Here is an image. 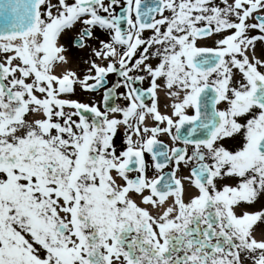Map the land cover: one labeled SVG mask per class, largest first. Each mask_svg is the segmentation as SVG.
I'll return each mask as SVG.
<instances>
[{"label":"flooded vegetation","instance_id":"af4514ba","mask_svg":"<svg viewBox=\"0 0 264 264\" xmlns=\"http://www.w3.org/2000/svg\"><path fill=\"white\" fill-rule=\"evenodd\" d=\"M140 2L147 1L99 0L96 9L88 7L101 16V49L92 52L91 61L100 59L103 86L88 90L96 81L93 68L80 69L81 78L91 81L67 95L58 94L45 78L50 93L42 103L44 116L36 131H23L18 141L34 146L21 164L35 171L42 192H66L76 184L84 197V192L98 189L105 201L103 212L76 201L74 213L78 222L79 215L86 216L79 217L85 219L78 230L81 248L87 247V255L97 251L99 264H114L113 253L126 264H228L248 259L250 251L258 253L251 246L249 229L255 223L264 230V169L248 167L264 159L255 148L264 127V76L244 63L238 45L256 44L264 61V34L249 35L248 29L242 35L250 19L259 25L264 9L253 11L242 2L232 8L216 0H184L179 16L164 7L162 14L148 20L137 13ZM241 20L237 29L226 25ZM175 49H180L176 60ZM70 50L0 49V101L9 104L13 97L11 66L16 65L20 74L47 76L41 59L50 65L62 55L70 60ZM196 50L219 51L220 62L210 70L201 63L197 70L191 63ZM73 67L69 61L67 70ZM62 85L71 88L70 82H59V90ZM173 87L193 88L194 95L204 87L214 88L221 117L230 118L233 129H218L208 141H182L179 125L195 112L170 109L156 95L157 88L167 96ZM146 111L156 119H170L153 130L161 135L156 141L164 144H158L157 158L143 152L146 165L133 171L126 160L141 146L133 139L138 131L146 133L141 129ZM19 113L28 120L25 110ZM6 126L10 133L12 127ZM8 135L0 132V148ZM160 153L165 158L160 159ZM202 164L209 167V175L193 173ZM114 166L118 184L109 179ZM144 175L155 180L170 176L173 185L189 178L195 194H174L176 213L170 214L160 209L167 188L144 190ZM35 201L39 210L44 208L42 194ZM5 207L0 212V264H25L29 255L44 261L48 251L39 229L33 232L29 210ZM44 220L39 215V221ZM78 253L82 262V251Z\"/></svg>","mask_w":264,"mask_h":264},{"label":"rangeland","instance_id":"374dc122","mask_svg":"<svg viewBox=\"0 0 264 264\" xmlns=\"http://www.w3.org/2000/svg\"><path fill=\"white\" fill-rule=\"evenodd\" d=\"M97 2L98 0H49L47 3H45V6L41 8L40 19L38 22V27L36 28L37 34L35 40L32 42H27L20 36L13 41L0 40V49L28 48L39 50L42 48L44 42H49L52 39L58 40L59 34L57 35L58 32H56V27L61 23L63 18H66L69 15L76 16L82 8L84 9L87 6H96ZM183 2L184 0H165L166 9L168 10L167 13H172L174 15L179 16L182 11L181 9ZM216 2L219 4H225L232 8L234 7L235 3L226 2L224 0H216ZM243 2L250 5V7L254 10L259 8L256 7V5L262 6V8L264 7V1L259 4L256 3L255 0H243ZM46 6H48V9L50 10L49 15L47 14L49 16L48 21H46V18H44L46 14ZM83 17L88 19L91 18L90 16H88L87 13L82 15V18ZM252 22V20L249 22V27H251L252 30V33L249 35H263L264 28L254 26L251 24ZM49 24L55 29V31L52 30V27L46 28V25ZM83 25H85V22L78 24L76 28H74L70 33H67V36L65 35L62 39L65 44H68L67 47L71 49V56L73 57H70V61L72 64L75 65V68L78 72L80 71L79 69L88 68L89 60L92 57V49L100 48V41L94 36L97 35V32L93 34L91 38H85V42L82 47H77L74 45V40L76 37H78V34L80 33L79 28H82ZM226 25L229 29H237V23L229 22V24ZM43 31L45 32V36H43ZM247 47L248 45H245V48ZM238 48V52L242 57L244 63L253 67L259 75L264 76V62H250L247 56L245 55L246 49L243 48L242 44H239ZM169 50L171 51V49ZM83 51H87L88 54H81V52ZM173 54H176V58L178 59L180 56V49H175ZM12 73L14 84L13 89L16 85H18L19 88L17 89V93L13 92L14 101H11L10 103L13 115L11 116L12 118L9 119L11 125L15 126L12 128L13 131L10 132L8 136H6L7 140H9L6 141V143H4V146L1 148V150L5 151L11 150L12 148H22L26 143L24 142L20 145L18 141L23 135V131H36L37 121L41 117V115L39 114L40 106L39 104H37V101H39V99L34 94L35 90L33 89L34 82H37L38 80L34 79L32 77V74L19 75L15 70ZM52 77L57 78L56 75H53ZM75 79L78 80L77 78ZM77 83L82 84L84 83V81L78 80ZM186 89L191 91L193 88L189 89V87H187ZM39 92H41L42 94L40 98L43 96V94L46 93L45 90ZM3 103V101L0 102V118H4V116L1 115L4 111L2 106ZM31 103L35 104V106H33ZM22 104L25 105L28 109L32 108L31 115L33 119H31L28 125H24L22 123L23 121L21 116H14L19 105ZM223 120H225L223 124L224 127L221 126L220 130H223V128L226 129L225 126L227 125L229 126L228 130H232L234 125L233 123H231V119L227 118ZM253 165H256L258 169L263 170L264 160H262L261 162L254 161L253 164L248 165V167ZM223 167H225V165H222V168ZM227 167L231 166L228 165ZM34 174V170L26 169L23 165H19L18 167L5 170L0 168V186H3L4 189H6L4 191L3 199L0 201V212H2L3 209L6 208L5 206L7 205H9L11 208H27L30 212L29 221L32 225L33 232L36 233L39 229V231L42 233L44 246L48 251L44 261L37 260L32 255H29L28 262L25 264H78L74 256L76 253V249H79V245L77 236L74 234V231L70 233V236L58 235L56 232V227L61 222L59 211L69 210V207L73 208V205L71 207V204H73L74 198L69 191L61 194L43 193L44 208L39 210L38 204L35 200L38 193H40V195L42 194V190ZM83 203L87 204V206H91L100 214L103 212L105 206V201L102 195L99 193L98 189H95V192L93 194L84 192V198L81 204ZM72 211L66 213L65 215H62V217H64L67 220L66 222L69 224L74 221V228L77 229L78 224L75 222L74 218L71 217ZM39 215L45 217V222H41V226L39 225ZM258 252L259 253L255 255L253 254V250L250 251L249 256L251 257V259L254 258L255 260L251 263L256 262L257 264H260L259 260L261 261L264 259V247L262 245H260V249ZM250 257H248V259ZM84 262V264H86L85 260ZM18 263L20 264L21 262ZM228 264H245V260L243 259L240 261V259H237L235 260V262H229Z\"/></svg>","mask_w":264,"mask_h":264},{"label":"water","instance_id":"95a60500","mask_svg":"<svg viewBox=\"0 0 264 264\" xmlns=\"http://www.w3.org/2000/svg\"><path fill=\"white\" fill-rule=\"evenodd\" d=\"M42 0H0V37L23 33L35 27L38 7ZM156 9L160 8V3H155ZM88 34V33H85ZM81 42H77L80 44ZM218 59L217 57L215 60ZM194 62L197 65L198 56H194ZM205 95L198 101V118L191 122L182 124V135L196 137L200 134L197 127H204L207 130H213L218 122V116L215 113V102L208 97L211 92L205 89ZM184 137V136H183ZM187 138V137H186ZM258 149L264 152V136L258 142ZM19 157L15 152L8 155H0V164L3 166H14L18 163Z\"/></svg>","mask_w":264,"mask_h":264},{"label":"bare ground","instance_id":"6f19581e","mask_svg":"<svg viewBox=\"0 0 264 264\" xmlns=\"http://www.w3.org/2000/svg\"><path fill=\"white\" fill-rule=\"evenodd\" d=\"M226 2H234V0H224ZM36 34H37V31L36 29H32L30 31H27L25 32L24 34H22L20 37H22L25 41L27 42H32L35 40L36 38ZM17 37H19L18 35H12V36H8V37H5L3 38L2 40L3 41H13L15 40ZM245 55L248 57V59L251 61V62H257V63H262V57L260 55V52L256 46V44H253L249 49H246L245 50ZM186 93L185 92H176V94L174 95L175 98L177 99V102L181 103V104H185V100H186ZM172 104V103H171ZM183 185H184V188L186 189V193H194V191H191L189 189V187L187 186L186 182H183ZM172 208V198L169 197L167 198L164 203L162 204L161 208ZM259 237V235H258ZM259 238H262V241L264 242V235L263 236H260Z\"/></svg>","mask_w":264,"mask_h":264}]
</instances>
